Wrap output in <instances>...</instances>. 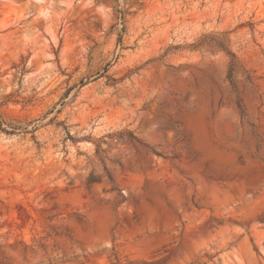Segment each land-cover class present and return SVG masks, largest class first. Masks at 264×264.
<instances>
[{
	"label": "rangeland",
	"instance_id": "obj_1",
	"mask_svg": "<svg viewBox=\"0 0 264 264\" xmlns=\"http://www.w3.org/2000/svg\"><path fill=\"white\" fill-rule=\"evenodd\" d=\"M264 0H0V264H264Z\"/></svg>",
	"mask_w": 264,
	"mask_h": 264
},
{
	"label": "water",
	"instance_id": "obj_2",
	"mask_svg": "<svg viewBox=\"0 0 264 264\" xmlns=\"http://www.w3.org/2000/svg\"><path fill=\"white\" fill-rule=\"evenodd\" d=\"M258 220L260 222L264 223V213L261 216H259ZM171 257H172V254L169 253V254L163 255L162 257L155 259L149 263L145 262V261H134V262H128L126 264H168L171 260Z\"/></svg>",
	"mask_w": 264,
	"mask_h": 264
}]
</instances>
